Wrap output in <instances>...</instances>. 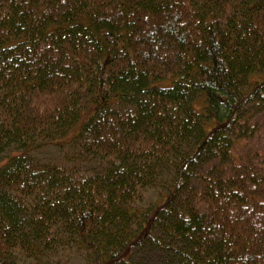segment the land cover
I'll return each mask as SVG.
<instances>
[{
  "label": "trees",
  "instance_id": "16d2710c",
  "mask_svg": "<svg viewBox=\"0 0 264 264\" xmlns=\"http://www.w3.org/2000/svg\"><path fill=\"white\" fill-rule=\"evenodd\" d=\"M251 104L264 0H0V264H264ZM69 143L101 167L31 159Z\"/></svg>",
  "mask_w": 264,
  "mask_h": 264
},
{
  "label": "rangeland",
  "instance_id": "374dc122",
  "mask_svg": "<svg viewBox=\"0 0 264 264\" xmlns=\"http://www.w3.org/2000/svg\"><path fill=\"white\" fill-rule=\"evenodd\" d=\"M121 105H125L122 103ZM204 105L203 98L199 97L196 102L197 109H201ZM247 123L252 128V135L250 138L237 142L235 147L238 151H247L252 148H258L264 146V109L254 106L251 104L246 110ZM11 154V151H7L3 157L0 158V165L5 161ZM31 159L35 162L51 164H61L67 168H87L94 170V168H100L101 164L96 161L79 159L74 143L63 144V145H47L39 148L31 154ZM196 185L199 182L196 181ZM164 189L155 185L147 190L146 198L144 203H153L161 197V192ZM160 253L152 247L150 244H146L144 248L139 249L136 252V260L144 261L147 264H152ZM26 264V263H25ZM53 264H85L84 256L77 251H65L60 252L53 258Z\"/></svg>",
  "mask_w": 264,
  "mask_h": 264
}]
</instances>
